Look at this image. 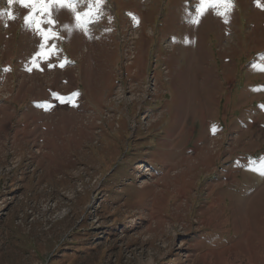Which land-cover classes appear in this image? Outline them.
Returning a JSON list of instances; mask_svg holds the SVG:
<instances>
[{
    "label": "rangeland",
    "instance_id": "374dc122",
    "mask_svg": "<svg viewBox=\"0 0 264 264\" xmlns=\"http://www.w3.org/2000/svg\"><path fill=\"white\" fill-rule=\"evenodd\" d=\"M110 1L143 27L107 12L69 34L61 10L39 70L28 10L0 20V264H264V10L193 24L192 0Z\"/></svg>",
    "mask_w": 264,
    "mask_h": 264
},
{
    "label": "snow or ice",
    "instance_id": "6c2138e0",
    "mask_svg": "<svg viewBox=\"0 0 264 264\" xmlns=\"http://www.w3.org/2000/svg\"><path fill=\"white\" fill-rule=\"evenodd\" d=\"M105 3L106 0H7L8 8L0 10V20L3 18L16 19L12 11L14 4L28 10L27 15L23 17L24 28L39 37L40 43L37 45V51L33 53L30 59L31 67L27 70L31 71L32 68L39 70L41 62L49 60L59 52L54 41L62 37L56 29L55 15L61 10L69 11L73 23L62 25L61 30L69 34L74 30H80L91 38L89 27L91 24L98 22L103 16ZM254 4L257 8L264 10V4H261L259 0H254ZM233 8L234 0H198L194 7L195 14L191 17L190 22L198 24L208 11H212L214 15L222 18L224 23H228V14ZM128 15L134 23H139V19L133 14L129 13ZM109 22H111V17H109ZM49 41H53V43L49 44ZM66 63H68L67 60L60 62L58 65L49 63L48 67L49 69L56 66L63 68ZM252 67L254 71L264 72V63H256ZM7 70L9 69H5V71ZM253 91H264V86L255 88ZM252 163L253 161L250 159L249 164ZM256 163L259 165L258 167H249L248 170L264 177V157H260Z\"/></svg>",
    "mask_w": 264,
    "mask_h": 264
},
{
    "label": "bare ground",
    "instance_id": "6f19581e",
    "mask_svg": "<svg viewBox=\"0 0 264 264\" xmlns=\"http://www.w3.org/2000/svg\"><path fill=\"white\" fill-rule=\"evenodd\" d=\"M122 26V25H121ZM127 30V32L130 34V35H132L133 33H135L137 30H138V28H135V29H131V28H127L126 29ZM139 31V30H138ZM126 33V32H125ZM124 35V34H123ZM122 35V36H123ZM126 36V35H125ZM154 36V35H153ZM118 38V37H117ZM134 39H135V37H134ZM133 39V40H134ZM136 39L138 40L139 39V35L136 37ZM121 40V39H120ZM123 40V39H122ZM124 41V40H123ZM126 42V41H125ZM128 44L126 43L125 45H124V53H125V55H127L130 51V49L128 50L127 48H125L126 46H127ZM171 46V45H170ZM173 47V46H172ZM130 48V47H129ZM126 74V73H125ZM151 184V183H150ZM250 250V249H249Z\"/></svg>",
    "mask_w": 264,
    "mask_h": 264
},
{
    "label": "built area",
    "instance_id": "2783aa9c",
    "mask_svg": "<svg viewBox=\"0 0 264 264\" xmlns=\"http://www.w3.org/2000/svg\"><path fill=\"white\" fill-rule=\"evenodd\" d=\"M122 60H123V61H126V60H127V57H122Z\"/></svg>",
    "mask_w": 264,
    "mask_h": 264
}]
</instances>
